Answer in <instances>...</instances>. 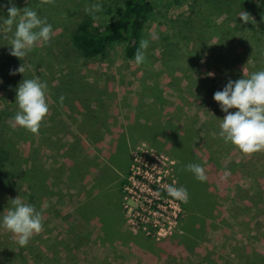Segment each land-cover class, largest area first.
<instances>
[{"label":"rangeland","instance_id":"374dc122","mask_svg":"<svg viewBox=\"0 0 264 264\" xmlns=\"http://www.w3.org/2000/svg\"><path fill=\"white\" fill-rule=\"evenodd\" d=\"M150 1L137 66L126 40L93 56L75 40L82 22L104 25L126 0H0V220L17 197L44 225L25 247L0 226V264H264V151L246 156L219 137L213 99L264 70V0ZM96 3L93 19L85 8ZM12 4L53 29L23 60L2 33ZM23 79L47 84L38 134L11 126ZM184 161L205 169L209 193L186 185Z\"/></svg>","mask_w":264,"mask_h":264},{"label":"clouds","instance_id":"9594fccd","mask_svg":"<svg viewBox=\"0 0 264 264\" xmlns=\"http://www.w3.org/2000/svg\"><path fill=\"white\" fill-rule=\"evenodd\" d=\"M9 3L11 4V0ZM51 3L53 0H40L41 5ZM101 11L103 7L100 3L85 8V12L93 19H98L95 14ZM239 18L245 23L255 22L243 10ZM2 25V33L6 38L7 34H12L9 54L21 60L37 45H46L53 35L52 25L47 23L46 18L39 17L35 10L28 7L21 11L14 4L7 7V19H3ZM152 39H158V36L152 34ZM148 45V40L141 39L134 54L137 66L144 63ZM16 71L23 74L25 68L21 64ZM46 90L47 84L39 79H23L19 83L16 90L18 111L12 120L13 128L22 127L32 134L39 133L41 124L49 113ZM213 99L225 113L218 125L219 137L246 156L264 151V70L254 71L235 81L229 79L222 90L214 92ZM63 100L64 97L61 96V104ZM230 109L235 111H229ZM186 170L193 173L200 182L207 179L205 169L199 164H189ZM166 191L176 200L185 203L188 200L187 189L182 186L168 185ZM11 203L12 208L2 217L0 226L17 237L16 243L20 247H25L34 235L43 231V216L34 205L17 197Z\"/></svg>","mask_w":264,"mask_h":264},{"label":"trees","instance_id":"16d2710c","mask_svg":"<svg viewBox=\"0 0 264 264\" xmlns=\"http://www.w3.org/2000/svg\"><path fill=\"white\" fill-rule=\"evenodd\" d=\"M152 9L153 4L150 0H126L123 11L112 21L102 26H93L89 22H82L78 26L75 40L85 56L101 54L106 46L112 41L126 40L127 45L125 54L128 57H132L140 46L143 26ZM189 164L187 161H184L185 166L182 170V179L186 181V185L193 190L195 188L198 191V195L200 193V186H203L209 193L210 185L208 186V181L200 182L195 176H191L190 171L189 174L191 178L194 179H186V166ZM152 189L158 193H164L160 188L152 186ZM164 194L166 196L168 195L167 193ZM196 202L200 203L201 198L197 197ZM201 204L204 205L205 201L203 200V203L201 202ZM198 207L202 208V206Z\"/></svg>","mask_w":264,"mask_h":264},{"label":"built area","instance_id":"2783aa9c","mask_svg":"<svg viewBox=\"0 0 264 264\" xmlns=\"http://www.w3.org/2000/svg\"><path fill=\"white\" fill-rule=\"evenodd\" d=\"M158 193V192H157Z\"/></svg>","mask_w":264,"mask_h":264}]
</instances>
